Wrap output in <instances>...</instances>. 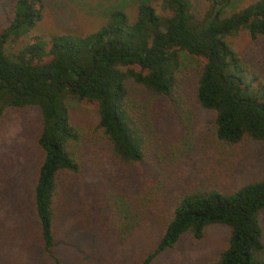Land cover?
Listing matches in <instances>:
<instances>
[{"label": "trees", "instance_id": "1", "mask_svg": "<svg viewBox=\"0 0 264 264\" xmlns=\"http://www.w3.org/2000/svg\"><path fill=\"white\" fill-rule=\"evenodd\" d=\"M201 19L189 0H160L158 12L140 0L135 18L112 8L97 29L87 33L53 30L28 37L42 20V0H15L11 20L0 30V116L7 107L37 108L41 129L36 147L41 158L32 189L34 221L41 248L51 264L55 253L57 177L79 171L76 147L83 132L71 123L65 98L95 105L90 132L113 160L144 161L143 105L133 99L127 80L159 100L180 96V54L202 60L193 94L200 108L213 112L214 140L225 146L244 139L264 142V75L232 49L227 37L243 31L264 35V0L225 13L233 0H205ZM104 236L127 241L141 226L151 193L105 192ZM264 175L221 192L203 186L184 191L161 212L157 241L136 264H150L172 249L182 233L194 240L206 227H228L225 247L204 264H264Z\"/></svg>", "mask_w": 264, "mask_h": 264}, {"label": "rangeland", "instance_id": "2", "mask_svg": "<svg viewBox=\"0 0 264 264\" xmlns=\"http://www.w3.org/2000/svg\"><path fill=\"white\" fill-rule=\"evenodd\" d=\"M15 0H0V30L11 20ZM140 0H42L43 17L28 37L53 30L87 33L107 19L112 8L135 18ZM160 0H147L158 12ZM254 0H233L226 14ZM190 12L204 17L208 3L189 0ZM232 49L254 71L264 75V35L250 39L243 31L227 37ZM180 96L159 100L127 80L133 99L143 105L144 161L136 165L112 159L89 130L97 122L95 105L65 98L70 121L83 132L76 147L79 171L57 177L55 253L61 264H136L158 239L161 212L184 191L203 186L225 192L264 175V142L244 139L225 146L213 137V112L195 103L202 60L180 54ZM41 129L37 108L7 107L0 116V264H51L44 255L34 221L32 189L41 158L36 138ZM151 193L141 226L127 241L104 236L105 192ZM107 214V213H106ZM263 228L264 212L259 214ZM228 227L210 225L194 240L184 232L150 264H204L225 247Z\"/></svg>", "mask_w": 264, "mask_h": 264}]
</instances>
